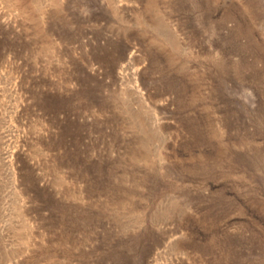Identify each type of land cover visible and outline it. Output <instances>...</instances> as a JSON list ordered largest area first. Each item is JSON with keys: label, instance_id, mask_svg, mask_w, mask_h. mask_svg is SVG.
<instances>
[{"label": "rangeland", "instance_id": "rangeland-1", "mask_svg": "<svg viewBox=\"0 0 264 264\" xmlns=\"http://www.w3.org/2000/svg\"><path fill=\"white\" fill-rule=\"evenodd\" d=\"M0 264H264V0H0Z\"/></svg>", "mask_w": 264, "mask_h": 264}]
</instances>
